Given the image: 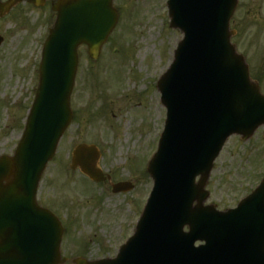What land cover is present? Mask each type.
<instances>
[{"label": "water", "instance_id": "obj_1", "mask_svg": "<svg viewBox=\"0 0 264 264\" xmlns=\"http://www.w3.org/2000/svg\"><path fill=\"white\" fill-rule=\"evenodd\" d=\"M0 1V16L18 2ZM42 5L44 0H25ZM237 0H168L170 26L182 40L157 87L167 109L158 150L148 170L154 186L134 234L114 259L74 264H264V181L235 209L203 206L212 162L231 134L242 139L264 124V96L230 43ZM43 44L39 83L12 156H0V264H58L62 228L37 205L40 175L71 119L69 96L77 48L92 58L117 21L112 0H57ZM98 154L77 145L72 167L95 180ZM200 175L198 182L195 176ZM129 188L128 183L116 187ZM194 201L196 204L194 205ZM189 231L184 232L183 226ZM205 244L193 246L195 240Z\"/></svg>", "mask_w": 264, "mask_h": 264}, {"label": "rangeland", "instance_id": "obj_2", "mask_svg": "<svg viewBox=\"0 0 264 264\" xmlns=\"http://www.w3.org/2000/svg\"><path fill=\"white\" fill-rule=\"evenodd\" d=\"M262 1H239L232 18L238 33L232 40L252 74L261 76L264 93V18L258 20L255 13ZM165 2L113 0L118 23L98 58L91 59L85 46L78 49L70 98L73 118L37 193L39 203L64 221L61 251L66 257H113L132 233L151 188L146 166L164 123L157 82L182 38L178 29L169 27ZM53 20L49 4L35 8L25 3L0 20V154L11 153L20 137L37 86L42 42ZM262 131L258 128L245 141L239 136L227 140L210 172L206 203L232 207L264 177ZM80 142L96 144L98 166L112 181L129 180L134 187L113 193L109 183L95 185L70 169V151Z\"/></svg>", "mask_w": 264, "mask_h": 264}, {"label": "flooded vegetation", "instance_id": "obj_3", "mask_svg": "<svg viewBox=\"0 0 264 264\" xmlns=\"http://www.w3.org/2000/svg\"><path fill=\"white\" fill-rule=\"evenodd\" d=\"M53 0H48V2L50 3V2H52ZM259 5V6H258ZM257 6H258V8H257ZM257 6H256V11L255 10H253V11H255V13H257L259 16H260V19H258V20H260V21H262V19L264 18V12L263 13H261L262 11H263V9H262V7L264 6V0L262 1V2H259V3H257ZM254 7V6H253ZM253 7H252V9H253ZM255 13H253V17H254V14ZM252 17V18H253ZM264 21V20H263Z\"/></svg>", "mask_w": 264, "mask_h": 264}]
</instances>
